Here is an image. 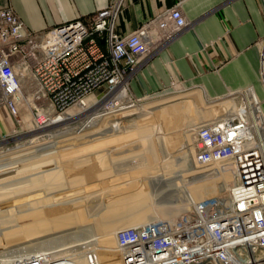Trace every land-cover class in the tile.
Returning <instances> with one entry per match:
<instances>
[{"label": "built area", "instance_id": "2783aa9c", "mask_svg": "<svg viewBox=\"0 0 264 264\" xmlns=\"http://www.w3.org/2000/svg\"><path fill=\"white\" fill-rule=\"evenodd\" d=\"M120 7L121 0L112 1L40 31L28 29L12 6L0 8V108L15 118L27 108L41 129L72 121L71 109L100 119L151 99L136 97L130 81L189 22L178 2L123 34L117 28ZM257 46L264 91V37ZM247 93L255 110L247 105L228 119L200 124L190 145L194 164H222L213 179L228 171L230 183L188 201L171 220L118 229L117 264H264V112L252 87L227 95L247 102ZM6 264L98 263L88 251L58 259L37 253Z\"/></svg>", "mask_w": 264, "mask_h": 264}, {"label": "rangeland", "instance_id": "374dc122", "mask_svg": "<svg viewBox=\"0 0 264 264\" xmlns=\"http://www.w3.org/2000/svg\"><path fill=\"white\" fill-rule=\"evenodd\" d=\"M175 85L155 95H149L151 99L138 105L131 104L130 107L116 113L100 116V119L96 116L94 121L103 124L102 126L107 124L109 126L104 130L97 125L88 128L87 130L93 129L89 135H86L84 130L94 121L90 120V124L82 125L80 129L76 128L86 117L89 119L92 116L91 111L86 113L75 111L72 121L43 130L36 128L30 111L25 107H21L16 118L8 113L15 124L9 133L0 139V263L34 253H46L48 257L55 258L70 252L86 254L88 251H93L98 264H110L115 260L117 251L114 248V241L111 240L117 229L130 224L129 222L124 225L120 214L127 219L133 216L134 209L132 210L127 201L120 200L122 194L113 193L114 189L109 186L113 178L109 175L118 176L126 172L129 165L133 167V160L134 163L140 161L139 151L142 146L137 144L144 136L141 134L135 136L133 132L143 125L149 132V138L144 144L150 142L165 164L160 168V179L173 178L171 182L166 183L171 184L169 188L177 191L178 195H183L184 181L185 186L189 188L199 180L195 171L208 166L200 167L190 159L192 158L190 145L194 130L197 128L196 123L200 122L201 117L214 115L213 112L225 103L241 104V99L245 100V97L242 98L239 94H225L211 98L201 87H192L195 90L193 89L187 96L176 95L174 92L177 87L192 88ZM231 92L234 91L228 93ZM255 92L264 112V91L261 84ZM205 98L213 101L207 100L205 104ZM190 101L194 106L187 109L183 106L179 117H173L175 123L163 121L162 108ZM156 122L160 123L157 125ZM70 132H73V135ZM67 133L70 135H66ZM83 141L86 143L83 145L84 152L80 155L72 154L71 152L76 151L74 148L81 146ZM173 141L187 146L188 159L186 167L180 169V176L175 173L169 174L166 166L167 151ZM97 148L100 150H96ZM178 149L179 147L175 152ZM13 150L24 153L17 160H13L15 154L10 153ZM143 162L144 158L140 163ZM70 164L72 166L84 164V167L73 170L70 169ZM85 166L91 168L87 170ZM212 179L213 176L205 177L201 182L206 183ZM108 204L114 206L109 207ZM159 207L158 205L156 209L158 213L162 210ZM140 214L138 220L140 224L155 221V216L148 214L147 211L143 210ZM88 221L98 222L99 225L95 230L86 231L83 226Z\"/></svg>", "mask_w": 264, "mask_h": 264}, {"label": "crops", "instance_id": "0c3cea01", "mask_svg": "<svg viewBox=\"0 0 264 264\" xmlns=\"http://www.w3.org/2000/svg\"><path fill=\"white\" fill-rule=\"evenodd\" d=\"M112 1L0 0V8L12 6L28 29L40 31L90 15ZM178 2L189 26L133 76L130 88L135 96L155 95L175 84L201 87L211 98L260 87L257 42L264 37V0H121L117 28L131 32ZM207 100L213 101L205 98V104ZM237 106L225 103L213 116L223 119ZM181 108L180 102L162 108L163 121L175 123ZM14 124L0 108V139Z\"/></svg>", "mask_w": 264, "mask_h": 264}, {"label": "bare ground", "instance_id": "6f19581e", "mask_svg": "<svg viewBox=\"0 0 264 264\" xmlns=\"http://www.w3.org/2000/svg\"><path fill=\"white\" fill-rule=\"evenodd\" d=\"M174 93L176 95H186L187 96V94L189 92H188V89H183L182 87H177ZM175 94H173V95L175 96ZM246 98H247V102L244 101V99H241V104H239L237 106V108L234 110V112H232L229 116H227L223 119H228L234 113L245 110L247 108V105H249V107L251 109L255 110V107L253 106L255 103L252 100L253 99L252 95L250 93H247ZM191 101H190V103L180 102L181 107L183 108V106H184V107H186L184 109H187L188 107L194 106V104L191 103ZM141 110H145V109H141ZM75 111L77 112L78 110L77 109H71L70 114H74ZM258 116L260 117V115H258ZM95 117H96V115L90 116V118L83 125H88L90 120L92 122V121H94L93 119H96ZM213 118H214L213 114L208 115V117L207 116L204 118L201 117L200 122H197L196 126H199L200 124H203L204 122L209 121V120L212 121ZM223 119H220V120H223ZM201 120H202V122H201ZM96 125L98 127H100L102 130L106 129L109 126L108 124L105 126H102L103 124H99L97 121H94L90 125H88V127L84 130L85 131L84 133L86 135L87 134L89 135V133L92 132L93 129H91V130H87V129L94 127ZM48 127H52V126L48 125L44 128L38 129V130L50 129ZM70 133H67L66 135H70ZM137 134L138 135L141 134L144 136L141 139L142 141L139 144H137V145L142 146L141 150L139 151L140 152V157H139L140 161L138 160L139 162L134 163V160H133V162H132V164H134V165H132L133 167H131V165H129V167H127L126 172H123L122 174H120L118 176L109 175L110 178H113L112 181L109 183V186L111 187V189H114L113 193L122 194L120 196V198H121L120 200L127 201L131 205L132 210L134 209L133 210V216L128 217L127 219H125V217L121 216L122 214H120V218L124 221V223L121 219L120 220L124 225L128 224L130 222V224L125 225L123 227L140 224L138 222V220L140 219L139 216L141 215L140 213L143 210L147 211L148 214H150V215L152 214L153 216H155V221H159V220H163V219L171 220L172 218L175 217L177 212L182 210L187 205L188 201H191L194 199H201L203 197L210 196V195L216 193L217 190L220 189L221 187L224 188L225 186H227L230 183L231 174L228 171H224V172L220 173V175L218 177H216L215 179H212L210 181H207L206 183L201 182L203 180V178H205V177L214 176L213 175L214 170H217V168L222 165L220 163H215V164L209 165L205 169H200L198 171L196 170L197 172L195 170H193V171H195V175H196V177L199 178V180H197V182L195 184L190 185L189 188H187V185L185 186L186 181H184V187H185L184 188V194L178 195L179 193L177 191H175L173 188H169V186L171 184L166 185V183H168L169 181L171 182V179L173 180V178H171V179L166 178L165 180L160 179L161 178L160 177L161 176L160 175V173H161L160 168L163 167V165H165V164H164L163 159L160 156H158L156 149L150 144V142L148 144H144V143H146L145 141L147 140V138H149V132L147 131V129H145L144 125H143V127L141 126L133 132V135L136 136ZM71 135H73V132L71 133ZM103 135H105V134H103ZM111 142H109V143H111ZM105 143L107 144V142H105ZM105 143H103V144H105ZM83 145H86V143L84 142V143H81V146H76L75 148L73 147L74 149H76V151L71 152V153L76 154V155L77 154L80 155L82 152H84ZM175 147L176 148L179 147L177 152H175V149H176ZM186 148H187L186 144L181 145L180 142H178V141H173L171 143L170 148L167 151V158L165 160L169 174L175 173V174H177V176H180V174H181L180 171L182 170L181 167L185 166L187 159H188ZM85 149L87 150V147ZM96 150H100V149L97 148ZM94 151H95V148H94ZM94 151H93V153H95ZM169 151L172 153H175V154L174 155L170 154ZM10 153L15 154V157L13 158V160H17L18 158H20L22 156V153H24V152L13 150V151H10ZM120 154H122V153H120ZM69 156H70V154H69ZM120 156L121 155H119V157ZM141 156H143L144 161H145L143 163H140L141 160L143 161V158H141ZM118 158H117V160H118ZM190 159H192V158H190ZM159 162H160V164H158ZM121 163L123 164L124 160ZM69 166H70V169L74 170V169H78V168L81 169L82 167H84V164L83 165H75V166H72L70 164ZM85 167L87 168V170H89V168H91L88 166H85ZM173 170L175 172H173ZM92 174H93V172H92ZM26 183H29V182H26ZM163 186H167V187L164 188ZM171 191H174V192H171ZM108 195H110V194H108ZM169 203H175L176 205L175 206L174 205L169 206L170 205ZM158 205L160 206L159 208L162 209V210H159V213L156 212ZM108 206L113 207L114 205L108 204ZM106 220L108 222L110 221L109 219H106ZM97 225H99L98 222L96 223L93 221V223H91L88 221L86 224H84L83 227H84V230H86V231H92V230H95L97 228ZM123 227H120V228H123ZM120 236H123V235H120ZM111 241H114V237ZM34 254H37V253H34ZM39 254H44V253H39ZM116 254H117V256L115 257V260L111 261L110 264H117V262L119 260V255L117 252H116ZM32 255L33 254L25 255V256H22L19 258L29 257ZM83 255H84L83 253L70 252L64 256H58L55 258L58 259V258L79 257V256L83 257ZM46 256H48V255L46 254ZM49 258H51V257H49ZM55 258H52V259H55ZM17 259L18 258L3 262V264L15 261Z\"/></svg>", "mask_w": 264, "mask_h": 264}, {"label": "water", "instance_id": "95a60500", "mask_svg": "<svg viewBox=\"0 0 264 264\" xmlns=\"http://www.w3.org/2000/svg\"><path fill=\"white\" fill-rule=\"evenodd\" d=\"M104 41H103V39H101V43H103Z\"/></svg>", "mask_w": 264, "mask_h": 264}]
</instances>
